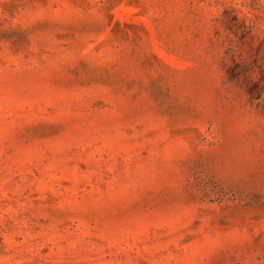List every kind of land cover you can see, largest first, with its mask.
<instances>
[{
  "label": "rangeland",
  "instance_id": "1",
  "mask_svg": "<svg viewBox=\"0 0 264 264\" xmlns=\"http://www.w3.org/2000/svg\"><path fill=\"white\" fill-rule=\"evenodd\" d=\"M0 264H264V0H0Z\"/></svg>",
  "mask_w": 264,
  "mask_h": 264
}]
</instances>
